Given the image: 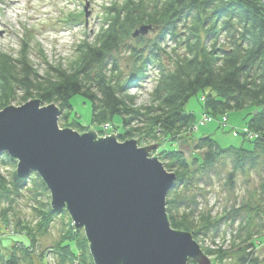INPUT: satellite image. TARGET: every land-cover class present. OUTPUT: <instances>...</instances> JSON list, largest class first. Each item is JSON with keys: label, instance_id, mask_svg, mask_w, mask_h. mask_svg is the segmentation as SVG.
<instances>
[{"label": "trees", "instance_id": "obj_1", "mask_svg": "<svg viewBox=\"0 0 264 264\" xmlns=\"http://www.w3.org/2000/svg\"><path fill=\"white\" fill-rule=\"evenodd\" d=\"M73 17L70 13L66 22L77 23ZM141 27L158 33L134 37ZM25 35L15 58L0 51V111L15 100L22 105L39 100L42 107L58 108L64 128L70 101L80 96L91 104L96 134L111 124L119 142L141 137L147 145L161 146L162 141L164 147L153 155L176 176L165 200L171 228L191 234L199 243L210 235L216 239L220 225L228 223L229 250L201 246L203 253L212 264H258L255 243L264 236V0H113L92 41L82 39L65 68L42 60L45 68L36 69L30 61L33 37L27 31ZM166 42L174 43L170 51ZM120 50L130 60L127 73L116 56ZM150 68L157 74L148 103L136 106L129 90L143 82ZM199 92L203 114L217 118L244 111L245 129L254 138L239 135L248 148H221L210 134L192 138L195 116L183 108ZM115 117L119 126L113 125ZM70 128L86 132L76 120ZM181 140L189 147L188 158L174 146ZM0 164L13 168L15 162L2 154ZM219 168L228 170L221 175ZM251 173L258 184L250 201L214 216L200 207L212 178L221 176L234 186L238 176L248 178ZM31 176L0 174V216H8L25 195H30L34 215L30 221L14 222L21 225L17 228L29 245L16 240L5 252L0 250V264H43L46 258L49 264H93L83 232L74 229L65 211L52 212L46 187ZM57 217L68 221L52 249L40 253L38 238Z\"/></svg>", "mask_w": 264, "mask_h": 264}, {"label": "water", "instance_id": "obj_2", "mask_svg": "<svg viewBox=\"0 0 264 264\" xmlns=\"http://www.w3.org/2000/svg\"><path fill=\"white\" fill-rule=\"evenodd\" d=\"M60 115L39 100L4 108L0 154L16 162L19 179L39 177L52 212L65 211L83 232L93 264H212L191 234L170 226L165 200L176 176L151 155L158 145L60 129Z\"/></svg>", "mask_w": 264, "mask_h": 264}, {"label": "rangeland", "instance_id": "obj_3", "mask_svg": "<svg viewBox=\"0 0 264 264\" xmlns=\"http://www.w3.org/2000/svg\"><path fill=\"white\" fill-rule=\"evenodd\" d=\"M113 0H0V51L16 57L20 49L21 38L25 35V31L31 34L33 42L30 50V61L36 69H44L46 64L52 66L61 65L63 68L67 67L75 57V47L82 39L87 37L88 41H92L94 35L97 33L104 19L105 8L110 5ZM85 8V10H84ZM70 13L74 14V19L77 23H67V18ZM87 14V17L85 15ZM158 30H153L152 27L145 34L146 37H153L157 35ZM142 35V34H141ZM27 35L24 36L26 38ZM170 51L174 47V43L166 42L164 44ZM41 55V57L39 55ZM120 62V67L123 73L128 72L130 66L129 57L126 56L124 50L116 53ZM43 57V58H42ZM157 71L154 68L148 69L147 76L138 87L131 88L129 94L134 96L136 106L145 105L149 100V92L152 89ZM202 93L199 92L193 96L184 106L185 113H193L196 120L195 128H193V139H199L210 134L211 138L221 148L240 147L243 145L248 148V142H243V138L239 134H245V138L251 140L254 138L249 134L246 127V117L244 111L231 112L227 116V124L220 126L214 116L207 122L202 123V114L205 112L201 102ZM21 102L15 100L9 106L19 107ZM72 107L71 114L68 118V123L64 128L60 126V119L58 120V127L60 129H71L70 125L76 120L83 127L86 132L94 131L91 123V104L88 100L76 96L70 101ZM62 117V115L60 116ZM225 117V116H220ZM213 118V119H212ZM202 124V125H201ZM113 125L119 126L120 119L115 117ZM122 132V129L120 128ZM234 131L237 132L234 133ZM84 132V133H86ZM95 132V131H94ZM116 133V132H115ZM118 133V132H117ZM192 133V131H191ZM110 132L105 134H97L98 138L109 137ZM145 138V137H144ZM131 140H136L137 146L145 147L147 144L141 140V137H134ZM141 140V143L140 141ZM118 141V140H117ZM119 142V141H118ZM158 146L152 152L156 154L165 144ZM153 145V144H152ZM149 146V145H147ZM177 150L184 153L188 158L190 151L186 141L181 140L174 144ZM2 155V154H0ZM190 157V156H189ZM16 170V162L13 168L2 166L0 164V174L7 176L9 172ZM228 168H219L221 175H225ZM32 175V176H31ZM30 176L38 177L35 173ZM39 178V177H38ZM258 184V177L255 173H251L248 178L238 176L235 180V185L231 186L224 183L223 177H214L210 186L205 190V197L200 201V207L203 209H210L212 215L220 214L223 210H227L232 206L236 207L242 202L250 201L254 197V192ZM30 195H25L24 199L15 205L11 213L2 218L0 216V250L5 252L7 248L16 244L17 241L25 242L29 245L22 231L15 226L16 219L30 221L34 215L31 210ZM67 218H56L50 224L43 236L38 238V251L40 253L52 249L53 245L58 241L61 235L63 225L67 223ZM230 231L228 223L222 224L218 228L216 234L218 237L213 239L210 236L199 239V246L215 249L221 248L229 250L230 248ZM254 257L257 258L258 264H264V236L259 238L255 243ZM72 249L73 246H71ZM210 258V257H209ZM45 261V262H44ZM43 264H49V259L46 258ZM212 262V261H211ZM36 260V264H40Z\"/></svg>", "mask_w": 264, "mask_h": 264}, {"label": "built area", "instance_id": "obj_4", "mask_svg": "<svg viewBox=\"0 0 264 264\" xmlns=\"http://www.w3.org/2000/svg\"><path fill=\"white\" fill-rule=\"evenodd\" d=\"M202 117H203L202 122H207L208 120L211 119V117L207 116V115H202ZM107 132H110V135L113 134L116 136V134H117V133H115V130L111 124H106L102 127V133L107 135Z\"/></svg>", "mask_w": 264, "mask_h": 264}, {"label": "bare ground", "instance_id": "obj_5", "mask_svg": "<svg viewBox=\"0 0 264 264\" xmlns=\"http://www.w3.org/2000/svg\"><path fill=\"white\" fill-rule=\"evenodd\" d=\"M202 115H207V114H202ZM207 116H209V115H207ZM223 116H225V117H217L216 118V120L215 119H213L214 121H217V123L220 125V126H225L226 124H227V116L226 115H223ZM211 117V116H210ZM234 133H236L237 134V132L236 131H234Z\"/></svg>", "mask_w": 264, "mask_h": 264}, {"label": "crops", "instance_id": "obj_6", "mask_svg": "<svg viewBox=\"0 0 264 264\" xmlns=\"http://www.w3.org/2000/svg\"><path fill=\"white\" fill-rule=\"evenodd\" d=\"M201 122H202V120H201ZM202 123H204V122H202ZM202 125V124H201Z\"/></svg>", "mask_w": 264, "mask_h": 264}]
</instances>
